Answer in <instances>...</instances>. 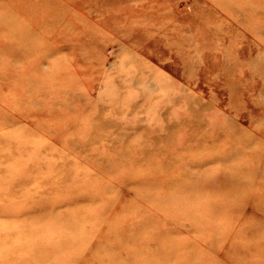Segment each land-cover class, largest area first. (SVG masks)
<instances>
[{
  "label": "rangeland",
  "instance_id": "374dc122",
  "mask_svg": "<svg viewBox=\"0 0 264 264\" xmlns=\"http://www.w3.org/2000/svg\"><path fill=\"white\" fill-rule=\"evenodd\" d=\"M0 264H264V0H0Z\"/></svg>",
  "mask_w": 264,
  "mask_h": 264
},
{
  "label": "bare ground",
  "instance_id": "6f19581e",
  "mask_svg": "<svg viewBox=\"0 0 264 264\" xmlns=\"http://www.w3.org/2000/svg\"><path fill=\"white\" fill-rule=\"evenodd\" d=\"M35 214V213H34Z\"/></svg>",
  "mask_w": 264,
  "mask_h": 264
}]
</instances>
